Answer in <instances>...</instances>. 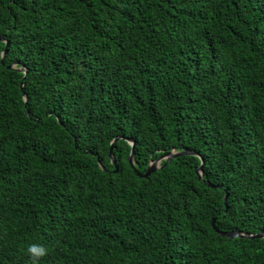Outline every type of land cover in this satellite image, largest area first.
<instances>
[{"label":"trees","instance_id":"trees-1","mask_svg":"<svg viewBox=\"0 0 264 264\" xmlns=\"http://www.w3.org/2000/svg\"><path fill=\"white\" fill-rule=\"evenodd\" d=\"M0 35V264H264L211 226L264 230V0H0Z\"/></svg>","mask_w":264,"mask_h":264},{"label":"water","instance_id":"water-1","mask_svg":"<svg viewBox=\"0 0 264 264\" xmlns=\"http://www.w3.org/2000/svg\"><path fill=\"white\" fill-rule=\"evenodd\" d=\"M0 42H3L5 44V48L1 53V63H3L7 53H8V47L10 42L8 40H5L3 38V36L0 35ZM18 64H11L9 65L7 68L10 70H17L18 72H21L24 74L23 78H25L26 74L28 73V71L26 69H23L21 67H17ZM21 89L23 88V84H21ZM23 100L26 101V94H23ZM26 114L28 115V112L26 111ZM120 140H124L127 144H129L130 146V153L128 155V163L130 165V167L133 169L134 173L139 177V178H147L149 177L152 173L156 172L157 170L162 169L163 167H165L171 160L181 157V156H195L197 158H199L200 160V165L199 167L195 170V174L197 175L198 179L201 180L202 178V171H203V165H204V159L196 152L191 151V150H182V151H174L172 150L171 152L165 153L163 155H161L158 159H156L155 161H152L148 164L145 172L140 173L134 166V158H135V142L130 139V138H126L124 136H116L112 139V141L110 142V147H109V153H108V157L110 160V164L114 167V171L113 173H117L118 172V165H117V161L114 157L113 154V150L115 148V144L120 141ZM97 164L99 166V168L103 171H106L104 166L102 165V162L100 159H97ZM210 188H214V187H218L219 186H214V185H210L208 183H206ZM227 199H228V193L225 192V195L223 197V203L225 206V210L224 213H227L228 210V204H227ZM211 226L212 229L214 230V232L219 236V237H226L228 239H235V238H240V239H248V240H254V239H264V230H260L258 233L256 234H249V233H245L242 231H220L217 227H216V219H212L211 221Z\"/></svg>","mask_w":264,"mask_h":264},{"label":"clouds","instance_id":"clouds-1","mask_svg":"<svg viewBox=\"0 0 264 264\" xmlns=\"http://www.w3.org/2000/svg\"><path fill=\"white\" fill-rule=\"evenodd\" d=\"M24 254L28 256L31 264H39L40 260L48 255V249L39 244H30L24 250Z\"/></svg>","mask_w":264,"mask_h":264}]
</instances>
